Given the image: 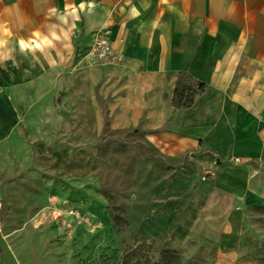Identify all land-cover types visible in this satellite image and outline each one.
Wrapping results in <instances>:
<instances>
[{"label": "crops", "instance_id": "0c3cea01", "mask_svg": "<svg viewBox=\"0 0 264 264\" xmlns=\"http://www.w3.org/2000/svg\"><path fill=\"white\" fill-rule=\"evenodd\" d=\"M107 129L152 152L166 226L238 234L264 204V0H0V184Z\"/></svg>", "mask_w": 264, "mask_h": 264}, {"label": "rangeland", "instance_id": "374dc122", "mask_svg": "<svg viewBox=\"0 0 264 264\" xmlns=\"http://www.w3.org/2000/svg\"><path fill=\"white\" fill-rule=\"evenodd\" d=\"M102 137L86 147H46L38 168L3 179L0 264H264V204L245 208L233 238L166 226L179 203L149 206L152 181L135 176L152 152L135 147L131 131Z\"/></svg>", "mask_w": 264, "mask_h": 264}, {"label": "built area", "instance_id": "2783aa9c", "mask_svg": "<svg viewBox=\"0 0 264 264\" xmlns=\"http://www.w3.org/2000/svg\"><path fill=\"white\" fill-rule=\"evenodd\" d=\"M92 54L99 59H113L114 56L112 54V47L108 44V39L106 36L97 40L92 46ZM236 161H240L239 158L235 159Z\"/></svg>", "mask_w": 264, "mask_h": 264}, {"label": "trees", "instance_id": "16d2710c", "mask_svg": "<svg viewBox=\"0 0 264 264\" xmlns=\"http://www.w3.org/2000/svg\"><path fill=\"white\" fill-rule=\"evenodd\" d=\"M170 254H171V252H165V253L163 254V256H162L163 260H164V259H168L167 256L170 257Z\"/></svg>", "mask_w": 264, "mask_h": 264}]
</instances>
